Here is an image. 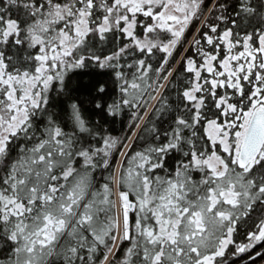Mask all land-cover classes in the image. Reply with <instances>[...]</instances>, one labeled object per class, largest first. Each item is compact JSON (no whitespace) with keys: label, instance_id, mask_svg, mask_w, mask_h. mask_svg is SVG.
I'll return each instance as SVG.
<instances>
[{"label":"snow or ice","instance_id":"snow-or-ice-1","mask_svg":"<svg viewBox=\"0 0 264 264\" xmlns=\"http://www.w3.org/2000/svg\"><path fill=\"white\" fill-rule=\"evenodd\" d=\"M0 264H264V0H0Z\"/></svg>","mask_w":264,"mask_h":264},{"label":"trees","instance_id":"trees-1","mask_svg":"<svg viewBox=\"0 0 264 264\" xmlns=\"http://www.w3.org/2000/svg\"><path fill=\"white\" fill-rule=\"evenodd\" d=\"M118 130H119V125L117 126Z\"/></svg>","mask_w":264,"mask_h":264}]
</instances>
